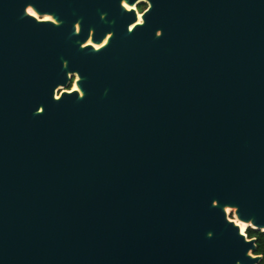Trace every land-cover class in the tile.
Instances as JSON below:
<instances>
[{
    "label": "water",
    "instance_id": "1",
    "mask_svg": "<svg viewBox=\"0 0 264 264\" xmlns=\"http://www.w3.org/2000/svg\"><path fill=\"white\" fill-rule=\"evenodd\" d=\"M228 210L264 232V0H0V264H264Z\"/></svg>",
    "mask_w": 264,
    "mask_h": 264
},
{
    "label": "trees",
    "instance_id": "2",
    "mask_svg": "<svg viewBox=\"0 0 264 264\" xmlns=\"http://www.w3.org/2000/svg\"><path fill=\"white\" fill-rule=\"evenodd\" d=\"M245 234L247 238L255 239L256 249L254 251V254L261 255L264 259V232L247 228L245 230ZM260 264H262V262Z\"/></svg>",
    "mask_w": 264,
    "mask_h": 264
},
{
    "label": "snow or ice",
    "instance_id": "3",
    "mask_svg": "<svg viewBox=\"0 0 264 264\" xmlns=\"http://www.w3.org/2000/svg\"><path fill=\"white\" fill-rule=\"evenodd\" d=\"M123 7L127 9L129 6H128L127 3H124V4H123ZM145 11H147V10H145ZM28 13H29L31 16H34V17L36 16V12H34L31 8L28 9ZM143 15H144V14L141 13V16H143ZM43 19H44L45 21H50V20H52V17H51V16H46V17H44ZM136 20H137V23H136V24H133V25L129 28V31H132L134 28L137 27L138 24H140V23L142 22L141 19H140L139 17H137ZM77 30H79V25H77ZM106 43H107V41H106ZM89 44H91V41H89ZM95 47H97V49H99L100 47H102V45H95ZM57 99H59V97H57Z\"/></svg>",
    "mask_w": 264,
    "mask_h": 264
},
{
    "label": "flooded vegetation",
    "instance_id": "4",
    "mask_svg": "<svg viewBox=\"0 0 264 264\" xmlns=\"http://www.w3.org/2000/svg\"><path fill=\"white\" fill-rule=\"evenodd\" d=\"M146 7H147L146 3L138 4V5L136 6L137 16L140 15V14L146 9ZM73 80H74V77H72V79H71V81H70V85H72ZM69 88H70V87H69ZM262 260H264V259L262 258ZM262 264H263V261H262Z\"/></svg>",
    "mask_w": 264,
    "mask_h": 264
},
{
    "label": "bare ground",
    "instance_id": "5",
    "mask_svg": "<svg viewBox=\"0 0 264 264\" xmlns=\"http://www.w3.org/2000/svg\"><path fill=\"white\" fill-rule=\"evenodd\" d=\"M128 8H129V7H128ZM44 17H46V16H43V18H44ZM138 17L140 18V15H138ZM75 88H76V86L73 85L72 90L75 89ZM234 221H235V223L239 226V228H240V230H241L242 232H244V231L247 229V227H248V224H247V223L240 222V221H237V220H234Z\"/></svg>",
    "mask_w": 264,
    "mask_h": 264
},
{
    "label": "rangeland",
    "instance_id": "6",
    "mask_svg": "<svg viewBox=\"0 0 264 264\" xmlns=\"http://www.w3.org/2000/svg\"><path fill=\"white\" fill-rule=\"evenodd\" d=\"M72 87H73V83H72V85H70V89H72ZM228 216H229L230 219H234L235 220L233 212L231 210H228Z\"/></svg>",
    "mask_w": 264,
    "mask_h": 264
}]
</instances>
